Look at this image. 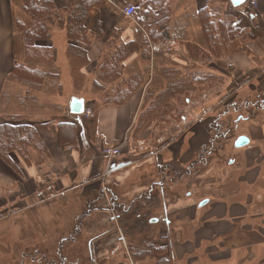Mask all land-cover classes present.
Listing matches in <instances>:
<instances>
[{"label":"crops","instance_id":"1","mask_svg":"<svg viewBox=\"0 0 264 264\" xmlns=\"http://www.w3.org/2000/svg\"><path fill=\"white\" fill-rule=\"evenodd\" d=\"M72 1L53 0L62 17ZM149 1L103 0L99 8L89 10L84 24L89 43L78 44L87 57L85 64L75 69L69 55V45L73 43L67 36L66 21L60 25L54 19L49 27L44 44L52 49L50 59L27 58L21 34L14 26L15 18L24 21L26 15L13 0H0V125L17 126L21 130L16 138L3 133L4 146L0 148V257L6 258L4 264L18 261L36 264L20 262L21 258L28 259L30 252L47 257L64 253L68 264H93L90 242L116 230L120 234L114 202L110 199L121 203H127L128 199V207L132 203L146 211L151 207L144 203L150 199L146 194L156 189H160L161 195L155 199L152 208L155 214L151 217L157 221H150L148 232L153 228L166 230L169 238L156 232L152 239L167 248L172 264H264V118L249 126L255 131L253 136L250 132L244 135L249 139L247 145H233L239 159L231 183L225 189L215 186L199 202L201 187L189 194L196 184L191 177L160 183L152 181L154 171H141L139 163L144 159L149 161L143 151L133 156L126 149L120 158L110 161L102 157L103 148L126 146L127 133L132 130L141 106L143 86L128 87L129 83L121 81L127 78L118 80L124 86L112 78L108 80L113 83L105 80L104 84L92 72L108 46L118 49L136 43L140 24L159 14L155 2H161L171 11L166 40H177L184 48L206 46L200 38L198 23L205 8L210 10V21L226 18L239 30L250 34L259 30L246 44L249 49L264 48V0H243L239 5L231 0H153L154 7L143 10L142 5ZM183 1L186 11L175 13ZM128 4L139 12L126 16L123 8ZM187 16L194 17L198 24L194 29L198 36L193 41L188 35L191 28L180 26L179 20ZM111 34L118 35L119 41L110 40ZM15 64L41 71L42 77L20 75L22 80L19 78L15 84V80L8 78ZM261 70L264 71V65ZM201 72L195 68L190 73L196 76ZM206 73L215 75L211 71ZM9 82L15 85L9 86ZM90 82L92 87L94 83L102 88L100 93L91 91ZM72 97L83 98L84 107L92 109L93 116L70 113ZM205 109L208 107L200 111ZM200 111L194 120L184 124L193 129L192 134L196 133L193 122L200 117ZM208 130L198 146L209 140ZM171 138L174 141L175 136ZM181 148L182 144L178 156ZM163 157L164 162L172 160ZM178 160L175 158L174 162ZM45 183L52 185L55 196L39 201L35 192ZM116 193H121V200ZM107 200L112 206L107 205ZM163 213L168 218L160 222L158 216ZM160 237L164 239L158 243ZM77 241L84 243V252L68 261L69 246L73 247ZM100 252L103 261L110 255V250L105 248ZM111 254L115 258L102 264H135L129 251L115 250ZM136 261L153 264L155 260L146 256Z\"/></svg>","mask_w":264,"mask_h":264},{"label":"rangeland","instance_id":"2","mask_svg":"<svg viewBox=\"0 0 264 264\" xmlns=\"http://www.w3.org/2000/svg\"><path fill=\"white\" fill-rule=\"evenodd\" d=\"M153 2V0L145 2L142 5L143 10L152 9L154 7ZM185 3L184 1L181 2L175 13L180 14V12L186 11L187 5ZM161 4L158 2L156 5L158 9ZM165 7L169 10L170 16V8ZM94 8L92 7L90 10ZM137 11L139 12V9L136 8V13ZM152 16L154 17V15L149 17L150 22ZM63 17L66 18L65 15ZM25 18V23H31L32 17L26 15ZM149 18L147 19L149 20ZM179 21L182 22L181 27L188 25L191 28L188 35L193 41L198 36L194 31L198 26L197 20L187 16L186 19L181 18ZM150 22H148L149 25L140 24V33L137 35L136 43L124 45L119 50L108 46L109 48L105 49L99 64L92 72L104 84L106 83L105 80L113 83V81L108 80L112 78L115 83L121 86H124L122 84L124 82L129 83L128 87H133V89L139 85L143 86L141 106L136 114L134 126L127 133L129 140H127L126 146L119 147L120 154L118 157L120 158L126 149L133 156L142 151L145 152L149 161L145 162L144 159L142 163H139L141 165L140 170L154 171L156 175L152 181L165 183L191 177V180L195 181L196 184L189 191V194L201 187L198 194V200L201 202L205 196L208 197L215 186L225 189V186L231 183L230 179H234L231 178L232 171L239 159V153L233 146L234 141L237 137L249 134V132L252 135L255 130L249 126L252 125L253 121L264 118V71L261 70L264 65V48L249 49L246 44L247 40L253 38L259 30L252 34L246 30L244 33L237 31L234 34L229 33V37L219 33L216 44L211 48L201 19L198 22L201 27L200 38L206 46L202 49L184 48L183 44L177 40H164L163 36L157 33L158 25L150 24ZM215 30L213 31L215 32ZM110 40L119 41V37L116 34H111ZM258 50H261L262 55L258 54L260 53ZM86 57V52L84 55L75 52V55L71 56L73 68L76 69V67L84 65L82 59ZM106 66H110L111 69L107 70ZM195 68L203 72L191 76L192 73L190 72ZM205 71H211L215 75L204 74ZM124 78L129 80L125 79L121 80L122 83L121 81L118 82L119 79ZM12 80H15L13 81L15 84L18 81L17 77L12 78ZM169 80L177 84L167 90ZM10 83L9 86L15 85ZM90 83L92 92L102 90L96 86L98 84L94 85L93 83L94 89ZM31 85L30 83V87ZM206 107L208 110L200 111ZM199 111L200 117L193 122L196 123L194 128L196 133L192 134L193 129L188 128L187 125L184 126V124L194 120V115ZM206 130L210 131V138L207 143L198 146L204 140ZM173 136H175L174 141L171 138ZM181 144L182 148L178 156V147ZM162 155L166 160L169 158L172 160L164 162ZM175 158L179 159L178 163L174 162ZM135 159L137 160L138 157H133V160ZM145 163L146 165H143ZM159 170L160 172H158ZM145 172L141 173L144 174ZM159 173L160 175H158ZM156 190L154 193L148 192L149 195L146 194V196L150 199L144 201L151 206L148 207L151 210V215L155 214L152 213L154 212L152 208L156 203L155 199L161 195L160 189ZM116 196L121 200V193H116ZM207 199L209 200V198ZM110 200L114 202L116 207L112 206L109 200L105 202L108 206L113 207L114 215L117 218L116 226L120 230L119 219L125 215H122L119 209L125 207L129 209L127 206L129 201L127 199V203H121L115 198ZM164 218H168L164 213L158 216L160 222H163ZM116 232L119 231L109 232L100 238L97 236L90 242L95 260L93 264H102L114 259L115 256L113 258L112 251H130L129 243L136 245L140 238H149L153 241L152 236L156 232L158 235L165 236L166 239L170 237L167 236L164 228H153L152 232L147 233L146 231L142 235H126L122 230H120V234ZM115 234L117 236L113 237ZM110 237L113 240H110ZM118 237L120 240H117ZM163 239H159L158 243ZM72 245L73 247L69 246L68 261L79 258L77 253L82 254L85 248L84 243L80 241L74 242ZM103 248L110 250V255L107 256L108 254H106L107 257L104 261L100 257V250ZM30 253L31 256L28 259L21 258L20 262L34 261L36 264H60L62 258L66 260L64 253L58 257ZM5 259L0 257V264H4ZM18 262L15 264H19ZM68 263L65 262V264Z\"/></svg>","mask_w":264,"mask_h":264},{"label":"trees","instance_id":"3","mask_svg":"<svg viewBox=\"0 0 264 264\" xmlns=\"http://www.w3.org/2000/svg\"><path fill=\"white\" fill-rule=\"evenodd\" d=\"M13 3L18 7L23 13L32 17L31 23H25L23 20L15 18L14 26L18 33L21 34L24 51L27 58L30 57H52L51 47L44 44V41L48 39L49 27L54 23V19L58 24L62 25L66 21L68 39L73 43L69 45V55L74 56L75 52L78 54H85V50L78 46V44H83V41L88 43V38H85V20L87 18L90 8H98L101 0H73L72 3L65 10V19L62 17V13L56 11L53 0H13ZM158 5V2H155ZM210 10L208 8L203 9L200 14L202 16V24L204 27L205 34L209 38V44L211 48L216 44V39L219 38V33L229 37V33H244L243 30H239L233 22L229 19H224L220 22L210 21L208 17ZM153 17V16H152ZM142 22V24L149 25L148 22ZM158 25L157 33L163 36L164 40L168 39V23H169V10L161 4L159 7V14L152 18L150 24ZM216 29V30H215ZM215 30V32L213 31ZM123 48V47H121ZM119 50V48L117 49ZM40 52H45V54H40ZM113 56V55H112ZM83 61L86 58L82 59ZM110 66H106L107 70L111 69ZM41 71L30 70L22 64H15L11 74L8 78L17 77V79H22L21 76H27V78H39L42 77ZM21 75V76H20ZM20 76V77H19ZM177 83L169 80L167 90L170 87H174ZM130 91L128 90L127 93ZM19 127L8 125H0V148L4 146L2 141L3 133L8 134L9 137L16 138L20 132ZM175 181V180H171ZM113 206L115 204L113 203ZM116 207V206H115ZM119 209V208H118ZM127 209V210H126ZM142 207L130 205L129 209L127 207L119 209L124 217L119 219V224L121 225L120 230L126 233V235H142L151 226L150 219L151 211L144 210ZM150 215V216H149ZM136 242V241H135ZM130 244V251L132 258L135 260V264H139L136 260L142 257L154 258L153 264H172L171 255L168 253L167 248L162 245H157L155 241H151L149 238H140L136 245ZM91 258L94 261L93 253L91 249ZM64 261V263H63ZM66 260L62 258L60 264H65ZM149 264V263H148ZM152 264V263H150Z\"/></svg>","mask_w":264,"mask_h":264},{"label":"built area","instance_id":"4","mask_svg":"<svg viewBox=\"0 0 264 264\" xmlns=\"http://www.w3.org/2000/svg\"><path fill=\"white\" fill-rule=\"evenodd\" d=\"M123 13L128 16L132 17L136 13V8L132 4H128L124 6ZM84 115L85 117H92L93 112L92 109L85 107L84 108ZM102 157L107 160H114L115 158H118L119 156V146H110L102 149ZM35 195L39 201H45L50 198H53L55 196V193L53 192V187L49 183H45L43 186H41L39 189L36 190Z\"/></svg>","mask_w":264,"mask_h":264},{"label":"water","instance_id":"5","mask_svg":"<svg viewBox=\"0 0 264 264\" xmlns=\"http://www.w3.org/2000/svg\"><path fill=\"white\" fill-rule=\"evenodd\" d=\"M234 5H239L243 2V0H231ZM84 100L83 98H77V97H72L69 102V111L72 114H82L84 112ZM249 143V139L241 135L236 138L234 145L236 147L244 146ZM151 222H156L157 219L153 218L150 220Z\"/></svg>","mask_w":264,"mask_h":264}]
</instances>
